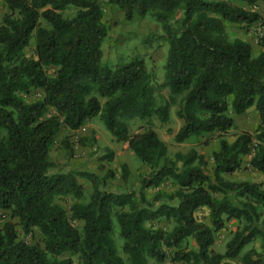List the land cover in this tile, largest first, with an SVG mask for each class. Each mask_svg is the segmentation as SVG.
Here are the masks:
<instances>
[{
  "label": "trees",
  "instance_id": "1",
  "mask_svg": "<svg viewBox=\"0 0 264 264\" xmlns=\"http://www.w3.org/2000/svg\"><path fill=\"white\" fill-rule=\"evenodd\" d=\"M237 1L248 7L264 4V0ZM3 2L7 12L0 25V211L8 213L9 220L0 227V264H73L69 257L61 258L65 254L77 255L78 264H124L110 236L112 206L128 207L117 212L115 220L129 264H148V260L231 264L224 260L237 257L241 264H264L255 249L240 256L257 237L264 249V184L224 178L238 172L242 157L250 153V168L264 173V39L262 51L255 56L248 43L229 42L224 33L226 24L251 25L260 16L216 0H107L125 21L153 14L165 24L176 12L182 13L179 29L165 25L168 50L159 88L169 94L167 99L160 96L161 105L156 107L155 78L142 60L102 64L101 45L108 34L102 0ZM69 8L76 10L74 16L63 17ZM32 38L34 54L27 57L25 49ZM50 67L56 68L52 77L47 74ZM35 91H41L42 97L26 102L25 97ZM177 99L175 116L182 121L173 137L177 144L214 132L223 135L233 128L232 115L251 108L258 114L259 126L254 134L243 132L232 143L219 140L209 177L204 158L195 151L177 154L172 161L153 130L128 133L127 124L133 119L156 116L166 123L169 106ZM96 117L116 143H126L149 167L142 190L156 189L168 179L177 185L170 195L172 205L153 209L143 193L134 201L130 195L100 190L92 173L53 172L56 165L48 160V153L61 127L75 132ZM63 144L71 157L67 141ZM105 159L111 161L112 154ZM121 169L125 182L126 166ZM79 178L87 179L93 188L87 204L78 202L82 197ZM229 193L241 200L232 204ZM218 194L221 199L215 198ZM55 197L75 200L69 218L52 203ZM200 208L209 212L206 223L194 216ZM161 218L172 225L170 230L145 227ZM230 220L240 227L226 242L224 254H218L212 249L215 235ZM70 221L81 222V230ZM17 227L23 235L37 230L40 242L19 239Z\"/></svg>",
  "mask_w": 264,
  "mask_h": 264
},
{
  "label": "rangeland",
  "instance_id": "2",
  "mask_svg": "<svg viewBox=\"0 0 264 264\" xmlns=\"http://www.w3.org/2000/svg\"><path fill=\"white\" fill-rule=\"evenodd\" d=\"M104 18L103 21L106 24L108 34L107 38L101 45L103 53L102 64L108 66H115L117 64H124L131 59L138 58L145 64L146 70L152 72L154 75V82L152 86L155 89L154 98L156 107L161 105L160 96L168 98V90L159 88L164 83L165 76V63L167 58L168 41L166 39L165 25L171 27L176 31L179 29L180 22L183 18L181 11L175 13L167 23L161 24L157 22L153 14L147 15L141 19L134 17L131 21H125L123 15L118 11L115 6L109 5L107 0H102ZM225 1L233 6L241 7L246 10H251L260 16V21L247 25H233L226 24L224 33L226 39L231 42L235 39L242 40L248 43L252 47L253 54L256 56L262 51V41L264 39V4L257 3L254 6L248 7L237 0H216ZM7 12L5 3L0 0V25L1 19ZM76 10L69 8L63 11L62 15L65 18H71L74 16ZM42 27L47 25L41 21ZM27 57H33L34 45L33 38L30 40L28 47L25 49ZM56 68H48L47 74L54 76ZM42 94L39 91L25 97L26 102H32L40 99ZM103 104L104 100L100 99ZM179 106V99L175 105L169 106V118L166 123H162L156 116H152L150 119L139 120L133 119L128 122V133L130 136L136 133H142L145 130H153L157 137L167 147V159L174 161L175 155H186L190 151H195L197 155H200L205 160L204 171L212 177L213 161L212 155L219 149V140L225 139L227 142L232 143L235 137L243 132L254 134L256 128L259 126V118L254 108L249 109L245 114L237 117H233V128L227 133L221 135L219 133H212L206 136L198 138H190L183 143H175L173 137L176 132L182 126V121H179L175 112ZM52 113V112H51ZM95 131V132H94ZM98 136H97V132ZM110 140H109V138ZM111 135L105 129L103 123L98 117L94 118L89 125L83 126L79 132H69L61 127L58 135L56 136L52 146L49 149L48 160L56 165L53 172L67 173V172H79V173H92L96 175L98 188L100 190L110 192L116 195H130L135 201L139 193H143L146 201L150 204V207L156 209L160 205H172L174 201L170 199V195L177 189V185L171 179L164 181L158 188L141 189V181L150 173L148 166L141 164L139 159L130 151L126 143H115L114 150L111 151L108 148L103 147L106 142L112 141ZM89 143L85 145L82 141ZM67 141L72 156L67 157L64 150L63 142ZM112 154V160L107 161L105 158L107 155ZM253 153L242 157L241 169L232 174L226 175L224 178L232 182H249V183H262L264 184V173L254 171L249 166V160ZM126 166L127 180L121 181V176L124 173L121 166ZM178 169H181L180 162L176 163ZM112 175V176H111ZM78 184L82 188V197L78 200L79 203L87 204L93 193L92 185L85 178H79ZM159 196L157 200L154 198ZM228 199L232 204L236 205L241 199L234 194H227ZM222 195H215L216 199H221ZM75 200L71 197H55L52 203L61 206L70 217L69 209ZM119 211H128V207H111V219L113 222L111 239L116 250V254L123 260L124 264H129L126 256L122 253L123 241L119 237V230L115 220V214ZM198 221L207 222V219L202 216L200 210L194 215ZM9 220V214L0 211V227ZM72 226L78 231L82 228V223L77 221H70ZM155 228H161L163 230H170L171 224H167L163 218L153 222ZM259 226V225H258ZM240 227V225L230 220L224 224V228L217 232L215 235V243L212 247L214 251H218L219 247L225 241H228L233 232ZM18 237L24 240L28 244H35L40 242V235L37 230L33 231L31 235H23V233L16 228ZM192 242L189 241V248ZM249 249H255L259 255L264 258L263 242L260 237H257L255 242L246 246L242 251V254ZM70 258L73 264L79 263V258L76 255L69 256L63 255L61 258ZM238 261V260H237ZM148 264H155L152 260H148ZM164 264H170L168 261Z\"/></svg>",
  "mask_w": 264,
  "mask_h": 264
},
{
  "label": "crops",
  "instance_id": "3",
  "mask_svg": "<svg viewBox=\"0 0 264 264\" xmlns=\"http://www.w3.org/2000/svg\"><path fill=\"white\" fill-rule=\"evenodd\" d=\"M39 93L42 94L41 91H39ZM242 115H243V114H242ZM240 116H241V115H240ZM233 117H237V116L232 115V119H233ZM92 120H93V119H92ZM92 120L86 122V123L84 124V126H85V125H89V123L92 122ZM179 121H180V120H179ZM79 131H80V130L75 131V132H79ZM94 132H95V131H94ZM98 133H99V131L97 132V136H98ZM211 134H212V133H211ZM206 135H209V134H206ZM206 135H204V136H206ZM201 137H202V136H201ZM108 138H109V137H108ZM109 140H110V138H109ZM111 140H113V138H111ZM113 141H114V140H113ZM115 143H116L115 141L113 142V144H112V141H110V143H109V142H106V143L103 144V147L108 148L109 150L113 151V150H114V146H113V145H114ZM199 210H200L202 216H204V217L207 219L209 212H208V210H207L206 208H200V209H198V210L194 213V215L197 214ZM1 212H3V211H1ZM226 242H227V241H225L224 243H222V245L219 247V250H218V251H215V252L218 253V254H224V251H225V244H226ZM245 248H246V247H245ZM243 250H244V249H243ZM241 255H242V253L240 254V256H241ZM237 260H238V261H237ZM224 262H230L231 264H241V263H240V260H239V257L235 258V259L232 260V261L224 260Z\"/></svg>",
  "mask_w": 264,
  "mask_h": 264
}]
</instances>
